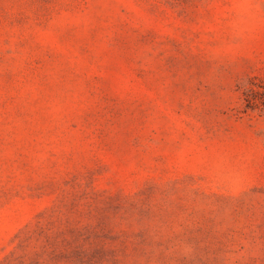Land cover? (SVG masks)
<instances>
[{"label": "rangeland", "instance_id": "1", "mask_svg": "<svg viewBox=\"0 0 264 264\" xmlns=\"http://www.w3.org/2000/svg\"><path fill=\"white\" fill-rule=\"evenodd\" d=\"M0 264H264V0H0Z\"/></svg>", "mask_w": 264, "mask_h": 264}]
</instances>
